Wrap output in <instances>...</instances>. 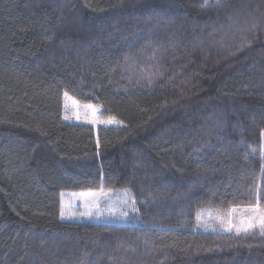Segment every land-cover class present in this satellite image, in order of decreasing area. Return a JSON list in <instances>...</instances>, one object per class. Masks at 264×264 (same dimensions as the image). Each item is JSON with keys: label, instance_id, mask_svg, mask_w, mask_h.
<instances>
[{"label": "trees", "instance_id": "obj_1", "mask_svg": "<svg viewBox=\"0 0 264 264\" xmlns=\"http://www.w3.org/2000/svg\"><path fill=\"white\" fill-rule=\"evenodd\" d=\"M65 93L116 125L64 119ZM264 0H0V264H264ZM127 191L135 224L65 221Z\"/></svg>", "mask_w": 264, "mask_h": 264}, {"label": "rangeland", "instance_id": "obj_2", "mask_svg": "<svg viewBox=\"0 0 264 264\" xmlns=\"http://www.w3.org/2000/svg\"><path fill=\"white\" fill-rule=\"evenodd\" d=\"M91 106V107H89ZM102 110L99 106L92 104H85L78 102L72 96H64V119L70 123L88 125L96 130L101 127H108L116 125L117 121L113 118H103ZM65 117H68L67 119ZM113 121L112 123H102V121ZM91 121H95L94 123ZM264 152V144H263ZM101 193H104L101 195ZM124 201L128 203L123 204ZM133 199L127 191L100 189L94 191L82 192H63L62 193V206L66 217L71 213V219H63L65 221H78V222H104V223H118V224H135L138 219L133 215L130 210L133 207ZM252 207L256 208L253 212ZM128 211L129 216L125 220L114 221L110 218V211ZM91 212L92 218L90 219L83 213ZM100 212L102 215L97 216L96 213ZM264 215V210L260 205L254 206H240L232 207L230 209H208L203 210L199 214L197 228L208 231H221V232H245L250 229L261 226L259 218ZM248 223H253V227H247ZM230 224L232 225L229 230ZM240 228L239 232L236 228Z\"/></svg>", "mask_w": 264, "mask_h": 264}, {"label": "snow or ice", "instance_id": "obj_3", "mask_svg": "<svg viewBox=\"0 0 264 264\" xmlns=\"http://www.w3.org/2000/svg\"><path fill=\"white\" fill-rule=\"evenodd\" d=\"M65 96H67V93H65ZM89 107H91V106H89ZM66 119L68 118V117H65ZM91 122H95V121H91ZM113 121H111V120H108V121H102V123H112ZM104 193H101V195H103ZM128 202L127 201H124L123 202V204H127ZM132 203H133V205H134V203H135V201L133 200L132 201ZM132 212H138L139 211V209L138 208H135V207H132L131 209H130ZM253 212H255L256 211V208L255 207H252V209H251ZM82 215H87L90 219L92 218V213L91 212H87V213H83ZM96 215L97 216H100V215H102V213H100V212H97L96 213ZM109 216H110V218L112 219V220H114V221H121V220H125L126 218H128V216H129V212L128 211H123V210H121V211H117V210H113V211H110V213H109ZM60 218L63 220V219H71L72 218V216H71V213H69L68 214V216L66 217V215H65V212H64V210L63 209H61V212H60ZM259 223H260V225L261 226H264V215H262L260 218H259ZM254 225H253V223H248L247 224V227H253ZM231 227H232V225L230 224V226H229V230H231ZM241 229L238 227V228H236V231L237 232H239Z\"/></svg>", "mask_w": 264, "mask_h": 264}]
</instances>
